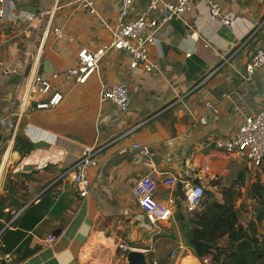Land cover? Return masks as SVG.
Returning <instances> with one entry per match:
<instances>
[{"label": "crops", "instance_id": "obj_1", "mask_svg": "<svg viewBox=\"0 0 264 264\" xmlns=\"http://www.w3.org/2000/svg\"><path fill=\"white\" fill-rule=\"evenodd\" d=\"M8 1L4 8L10 16L0 18V97L19 102L34 74L50 78L76 67L81 50L93 52L111 40L100 18L81 9L79 0ZM213 1L234 17L233 28L211 21L206 5L197 3L158 33L150 47L157 70H133L128 53L111 51L85 84L54 82L63 95L57 107L38 110L36 104L50 96H32L34 107L21 121L14 144L9 148L6 131L0 152V264H128L132 250L143 251L150 264L169 252L175 264H202L176 230V216L187 213L183 189L179 184L167 189L162 182L172 176L198 180L208 191L220 181L231 187L251 173L254 182L262 174V168L242 170L238 156L214 144L233 137L246 116L264 110V67L244 78L257 48L264 49V0ZM148 3L135 0L130 18ZM45 9L53 13V28L62 29V38L45 35L49 17L26 20ZM97 11L114 25L121 0H98ZM5 66L19 72L5 75ZM115 84L129 88L127 112L101 101L102 90ZM9 107L0 102V119ZM137 144L155 156L141 155ZM26 145L36 148L25 153ZM87 147L99 152L97 166L87 170L90 196L82 199L65 174ZM148 174L161 183L159 200H176L170 234L141 225L134 188ZM216 199L223 201V195ZM51 234L57 241L46 246ZM120 244L133 249L121 255Z\"/></svg>", "mask_w": 264, "mask_h": 264}, {"label": "built area", "instance_id": "obj_2", "mask_svg": "<svg viewBox=\"0 0 264 264\" xmlns=\"http://www.w3.org/2000/svg\"><path fill=\"white\" fill-rule=\"evenodd\" d=\"M98 0H79V7L87 10L91 15L98 16L104 27L110 34L111 40L96 51L83 49L78 55L76 67L65 71L56 72L50 78L44 77L40 73L34 74L27 83V88L23 99L19 102L0 97V102L10 104L7 115L0 119V129L4 131L0 137V152L5 144L4 134L10 131L9 148L14 144L19 126L26 114L33 109L32 96L42 94L50 96L48 102L37 103L38 110L51 109L57 107L63 100V95L54 89V82L61 79H71L77 84H85L91 75L98 71L99 65L111 51H124L131 56L130 68L133 70L144 69L154 71L158 65L151 60L150 47L157 44V35L162 29L168 31L169 24L175 19L191 12L197 3L206 5L209 18L213 22L219 23L222 27L231 29L234 26V17L224 14L221 5L213 0H149L147 7L136 19H131L130 15L135 0H121V11L111 25L102 18L97 11ZM8 0H0V18L9 17L4 5H8ZM13 10V9H11ZM12 13V11H10ZM49 17L46 25V36L54 34L57 38L63 37L60 28H53V13L43 10L37 16L28 15L26 20L30 23L35 20L43 21ZM36 29V27H32ZM264 67V49L258 47L252 60L246 68L245 79H250L254 74ZM18 69L4 67V74H17ZM101 101L114 104L121 112H127L130 108L131 94L125 84H115L104 88L101 92ZM217 150L228 155H236L240 159L248 162L251 169L259 170L264 167V110L246 116L243 125L238 132L228 139L217 140L214 144ZM134 149L145 157L153 158L154 152L150 147L134 145ZM95 147H87L80 159H78L66 172L72 179L74 187L79 196L84 199L90 196L91 182L87 177V170L97 166L95 157L98 154ZM5 166V165H4ZM3 166V168H4ZM3 170V169H2ZM208 170V168H206ZM1 171V170H0ZM201 180V179H200ZM179 183L183 185L185 196V208L190 214L200 211L205 200L206 191L202 185H195L189 181H181L176 177L165 179L162 184L167 189H174ZM160 182L152 175L143 176L134 188V195L138 205L143 212L141 225L149 231L155 230L159 225L168 224L174 218L176 200L173 196L161 201L157 198ZM57 237L53 234L45 239V245L55 244ZM181 248H183L181 246ZM133 248L127 244H120L118 251L121 255L128 253ZM151 252L152 250H147ZM175 258V255L172 256ZM202 264H212L211 257L201 260ZM153 264H157L154 262Z\"/></svg>", "mask_w": 264, "mask_h": 264}, {"label": "trees", "instance_id": "obj_3", "mask_svg": "<svg viewBox=\"0 0 264 264\" xmlns=\"http://www.w3.org/2000/svg\"><path fill=\"white\" fill-rule=\"evenodd\" d=\"M35 148L26 145L25 153ZM262 176L264 178V170ZM261 178L249 191V198L257 207L254 219L246 225L235 205L233 188L223 189V201L213 195L207 200L206 194L200 211L190 216H176L182 241L194 257L199 260L211 257L212 264H264V240L259 235V225L264 222V179ZM172 255L169 252L158 264H174L170 260Z\"/></svg>", "mask_w": 264, "mask_h": 264}, {"label": "rangeland", "instance_id": "obj_4", "mask_svg": "<svg viewBox=\"0 0 264 264\" xmlns=\"http://www.w3.org/2000/svg\"><path fill=\"white\" fill-rule=\"evenodd\" d=\"M241 160H240V162H236L237 166L238 167H242V165H243L242 170H244L245 167H247V169H248V166H249L248 162L245 161V160H242V161ZM243 161H245V162H243ZM244 163H246V165ZM263 170H264V168L261 169V172ZM254 174L255 173H251L250 176L249 175L247 177L245 176L244 178H242V179L238 180L237 182H235L231 187L224 186V184L221 181L219 182L218 188H214L213 185H212L213 189L210 188V189H208V191L205 189L206 190V194H207V200L210 199L211 195H213L215 197H216L217 194H221L222 195L223 189H225V188L226 189L227 188H233V191H234V193L236 195L235 205L240 210V214H241V217H242L243 225H246L250 219H254V211H255V208L257 207L256 203L249 198V191L251 189L252 182H254V180H255L252 177V176H254ZM250 177H251V179H250ZM260 177H262L261 179H264L262 174L259 175V178ZM186 212L187 213H186L185 216L192 215L187 210H186ZM174 225H176V224H173L171 222L168 223V224H165V225H159L158 227L155 228V231L157 233H159V232L167 233L168 232L170 234L175 229ZM177 229H179L178 224L176 225V230ZM259 235H260V238L264 240V222H262L259 225ZM144 248H147V247H144ZM149 260H150V257H149ZM172 261L176 262V260H174V258L172 259ZM175 262H174V264H175ZM181 264H198V262L196 260H194V261L193 260H189L187 262L185 261V263H183V261H182Z\"/></svg>", "mask_w": 264, "mask_h": 264}, {"label": "water", "instance_id": "obj_5", "mask_svg": "<svg viewBox=\"0 0 264 264\" xmlns=\"http://www.w3.org/2000/svg\"><path fill=\"white\" fill-rule=\"evenodd\" d=\"M195 185H199V181H194ZM178 187L183 188L182 183H179ZM128 264H150L147 255L143 251L132 250L127 255Z\"/></svg>", "mask_w": 264, "mask_h": 264}]
</instances>
